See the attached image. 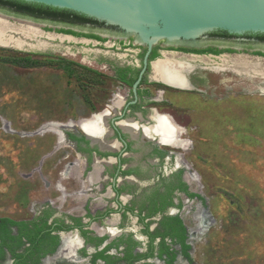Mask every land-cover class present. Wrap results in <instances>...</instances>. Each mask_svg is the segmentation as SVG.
Listing matches in <instances>:
<instances>
[{
	"label": "rangeland",
	"instance_id": "obj_1",
	"mask_svg": "<svg viewBox=\"0 0 264 264\" xmlns=\"http://www.w3.org/2000/svg\"><path fill=\"white\" fill-rule=\"evenodd\" d=\"M1 17L17 30L12 36L24 46L0 47V218L28 220L35 203L39 207L60 197L53 189L57 183L70 192L78 189L74 178L60 176L77 158L72 148L59 146L54 126L38 132L50 123H77L105 107L117 86L105 67L124 64L138 50H111L4 13ZM164 54V59L191 61L195 77L202 78L199 87L206 91L195 95L165 88L173 106L163 109L187 130L183 137L191 141L190 149H168L184 153L191 167L190 190L206 198L211 214V226L193 241L194 260L264 264V80L253 73L264 71V61L244 53L187 59ZM219 68L226 71L214 72ZM72 171L77 177L82 166ZM46 182L55 192L48 194ZM82 204L70 198L64 209L77 214ZM198 206L193 201L185 216L190 231L196 228Z\"/></svg>",
	"mask_w": 264,
	"mask_h": 264
},
{
	"label": "flooded vegetation",
	"instance_id": "obj_2",
	"mask_svg": "<svg viewBox=\"0 0 264 264\" xmlns=\"http://www.w3.org/2000/svg\"><path fill=\"white\" fill-rule=\"evenodd\" d=\"M0 13L17 20L40 24L43 31H48L47 29L55 32L71 30L84 35H95L103 40L85 39L96 41L97 45L108 47L111 50H121L122 47H125L123 49L125 51L132 48L138 50L124 64L111 68L105 67V69L111 70L110 76L117 85L115 90H110L111 94L106 99L105 107L77 123L64 124L69 127L63 129L62 134H57L59 146L72 148L77 157L74 162L67 164L60 176L62 179L74 178L78 182V189L70 192L65 185L57 183L53 189L61 194L60 197L48 199L39 207H37L38 203H35L32 218L15 220L2 217L0 219L8 218L17 222H31L41 217L44 211L52 210L53 214L49 223L63 222L64 229L53 232L54 235L60 237V244L56 252L46 256L40 254V264H93L95 255L106 250L109 246L112 247L106 251V254L112 256L116 261L108 263L99 258L96 260V264H197L193 256L195 253L193 241L211 226V214L207 210L206 198L197 193H194L196 197L191 198L175 189L171 195L175 206L169 207L166 212L146 218L148 210L142 211L141 208L149 206L153 202L160 204L167 188L174 185L172 177L178 173H182V180L189 186V190L192 185L188 182L191 178L187 177V172L191 167L184 161V153L168 149L179 148L182 151H187L191 147V141L183 137L187 132L186 128L181 126L172 113L163 110L173 106L165 88L195 95L206 93V91L199 87L202 78L195 77V67L184 75L187 88L183 89L169 86L168 83L156 79L154 63L166 57L164 52L171 55L176 54L180 59L200 56L219 58L225 54L244 53L259 59L262 58L264 61V40L253 35L225 37L210 34L207 38L194 42L171 44L162 41L153 46L147 58V64H145L148 47L140 43L135 44V41H138L135 37L115 27L91 23L73 24L58 19L51 20L47 16L30 13L16 5L4 2H0ZM111 40L115 44L108 46L107 42ZM116 45H120V48ZM200 51H222V53H200ZM154 54L159 56L153 58ZM178 61L181 60L178 59ZM215 68L217 67L213 69ZM144 69L145 72L135 94L134 86ZM222 71H226V69L219 68L214 72ZM98 115L105 116L104 125L107 134L100 138L89 139L87 132L81 126L79 127L78 123L88 122ZM156 116H166L176 125L173 124L177 128V139L185 145L184 147H177L175 142L173 146L165 144L160 140V136L145 135L143 128L155 126ZM123 122H134L138 129L126 130L122 126ZM50 125L63 124L50 123ZM70 126H75V128ZM180 130L182 131L180 132ZM80 165L82 171L76 177L72 169ZM46 187L48 194L54 191L50 183L46 182ZM70 198L84 202L77 208L79 213H73L72 209H64ZM195 200L200 203V206H198L194 217L197 222L196 228L190 231L185 222V216L191 212L190 205ZM180 203L183 205L182 208H179ZM89 204L92 206L95 204L94 209H90ZM165 215L179 216L184 222L188 230L186 243L190 246L188 256L183 252L181 245L175 244L171 239H166V241L175 255L174 260L172 261V256L169 254L161 255L160 243L162 240L158 238L154 243L153 255L139 259L138 255L145 256L151 251V241L144 232L145 225L141 220L146 218V223L153 221L151 230L154 231ZM78 221L83 228L77 226ZM200 224H203V228L200 226L201 229H199ZM67 227H71V229H67ZM111 229L114 232L110 231ZM12 230L13 234L17 235L18 229L14 227ZM84 232H89V237L106 238V240L97 246L89 242ZM71 240H76V244L67 245V242ZM135 243L137 244L135 245ZM66 251L72 253V256L67 255ZM17 253L24 256L17 259L8 249L4 248V253L0 256V264H36L37 256L32 254L29 243L21 246Z\"/></svg>",
	"mask_w": 264,
	"mask_h": 264
},
{
	"label": "water",
	"instance_id": "obj_3",
	"mask_svg": "<svg viewBox=\"0 0 264 264\" xmlns=\"http://www.w3.org/2000/svg\"><path fill=\"white\" fill-rule=\"evenodd\" d=\"M19 1L72 11L115 27L148 47L145 64L153 46L162 41L171 44L194 42L215 32H225L233 36L264 35V0ZM144 72L145 69L134 86L135 94ZM51 126L48 125L38 133L53 130ZM54 127V130L62 134V130L69 125ZM87 136L89 139L93 138L89 133Z\"/></svg>",
	"mask_w": 264,
	"mask_h": 264
},
{
	"label": "trees",
	"instance_id": "obj_4",
	"mask_svg": "<svg viewBox=\"0 0 264 264\" xmlns=\"http://www.w3.org/2000/svg\"><path fill=\"white\" fill-rule=\"evenodd\" d=\"M0 2L11 3L13 5L18 6L20 9H24L30 13L47 16V18H51V20L58 19L73 24L91 23L96 25H105L104 23H100L96 20L90 19L83 15H79L72 11L60 10L38 4H29L19 0H0ZM47 30L52 31L51 29H47ZM56 32L65 35H71L74 37H84V38L96 39L99 41L103 40L95 35H84V34L76 33L71 30H57ZM211 35L225 36V37L233 36L225 32H215L212 33ZM253 36L264 40V35H253ZM206 52H211L214 54L222 53V51H200V53H206ZM158 56L159 55L154 54L153 58H156ZM172 179L174 181V185L173 187L167 188L163 201L160 204L153 202L149 206L146 207L143 206L141 208L142 211L146 209L148 210V214L146 218H152L157 214L166 212L169 207L175 206L171 198V195L175 189H178L180 192L185 193L191 198L196 197V194L190 192L189 186L182 180V173H178L174 175ZM182 206L183 205L180 203L179 208H182ZM52 214H53L52 210H46L43 212V215L41 217L31 222H17L8 218L0 219V239H1L0 256L3 255L5 248L8 249L15 258L17 259L22 258L24 255L18 254L17 252L21 246L25 245V243H29L32 254L33 255L36 254L37 256L36 264H40V254H42V256H46L48 254L55 253L60 244V237L54 235L53 232L57 230H63L64 227L62 225L63 222L60 223L58 221H54L52 224L49 223V219ZM146 218H143L141 222L145 225L144 232L150 238L151 251L148 255L145 256L138 255L139 259L144 257L147 258L153 255L154 243L158 238H161L162 240L160 243L161 255L169 254L172 256V261L174 260L175 255L170 250V246L167 244L166 241V239H171L175 244H180L183 252L185 253L186 256H188V250L190 248V246L187 245L186 243L188 230L179 216H175V217L167 216V215L163 216V219L161 220V222H159V226L156 229H154V231L151 230V226L153 225L154 222L150 221L146 223L145 222ZM77 226L83 228V226L80 225V221L77 222ZM14 227L18 229L17 235L13 234L12 228ZM67 229H71V227H67ZM88 233L89 232H84L89 242L94 243L97 246H100L106 240V238L89 237ZM136 244L137 243H135V245ZM111 247L112 246H109L106 250L96 254L93 260V264H96V260L99 258L107 261L108 263L115 262L116 259H113L112 256L106 254V251Z\"/></svg>",
	"mask_w": 264,
	"mask_h": 264
},
{
	"label": "bare ground",
	"instance_id": "obj_5",
	"mask_svg": "<svg viewBox=\"0 0 264 264\" xmlns=\"http://www.w3.org/2000/svg\"><path fill=\"white\" fill-rule=\"evenodd\" d=\"M17 30H15L12 25L8 24L4 18H0V47L4 48H18L23 49V44L20 42V40L16 39L12 34L16 33ZM31 33H35L33 30H28ZM28 36V35H27ZM67 39H71V37H68ZM191 61H178L174 58L172 59H165V60H159L154 63V75L155 78L164 81L168 84H170L173 87L178 88H187V82L184 80V75L187 74L188 71L192 70L195 66H192L190 64ZM254 77L258 79L264 80V71L263 72H253ZM156 115V114H155ZM104 115L93 117L88 122L82 123L80 126L81 128L92 135V137L100 138L103 135L107 134L105 129V122H104ZM156 125L151 126L149 128L144 127V133L146 136H160V140L163 141L165 144L168 145H174L177 144V128L176 125L171 122L166 116L160 117L156 116ZM175 126H174V125ZM56 126L52 125L51 127ZM122 126L126 130H133L138 129L137 124L134 122H123ZM107 146H110L109 144H106ZM112 146V145H111ZM200 220V218H199ZM203 225V224H202ZM202 225L200 224L199 227ZM203 228V227H202ZM73 242H76V240H71L67 242V245H72ZM70 248V247H69ZM69 251V250H68ZM67 253V251H66ZM67 255L72 256V253L68 252Z\"/></svg>",
	"mask_w": 264,
	"mask_h": 264
}]
</instances>
